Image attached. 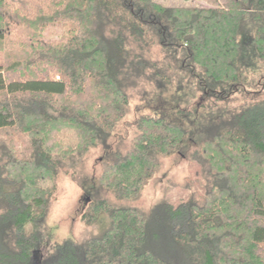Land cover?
<instances>
[{"label": "trees", "instance_id": "16d2710c", "mask_svg": "<svg viewBox=\"0 0 264 264\" xmlns=\"http://www.w3.org/2000/svg\"><path fill=\"white\" fill-rule=\"evenodd\" d=\"M203 1L0 0V264H264V0ZM158 78L182 95L158 98L86 191L101 234L35 263L60 175L80 183L128 114L125 86ZM176 155L199 166L198 198L124 205Z\"/></svg>", "mask_w": 264, "mask_h": 264}, {"label": "rangeland", "instance_id": "374dc122", "mask_svg": "<svg viewBox=\"0 0 264 264\" xmlns=\"http://www.w3.org/2000/svg\"><path fill=\"white\" fill-rule=\"evenodd\" d=\"M167 7H207V3L203 0H154ZM172 74L174 81L176 74ZM126 85V84H125ZM142 80H130L125 86L126 90L132 94L130 107L127 116L119 124L116 130V136L111 144L104 148H98L90 152L84 163V175L80 178V183L71 180L69 177L61 174L59 177V190L57 200L53 203L50 213L45 221V241L46 246L42 247L36 255L35 263L42 260L43 256L50 254L54 248L67 240H72L75 243H85L88 239L97 237L101 234L102 226H87L82 221V210H85L86 205L90 203V197L86 191H93L98 185L97 178L103 171L102 160L108 151L113 158L118 151L126 152L133 140L135 134V122L141 116H154V110L158 103V98L165 97L169 100H175L177 96H181V92L173 89L172 85L165 88V84L158 78L156 82H149L147 89L143 88ZM165 94H162L163 89ZM145 89V90H143ZM190 95L186 92L184 95ZM191 96V95H190ZM199 101V100H198ZM197 101V102H198ZM200 128H203L201 125ZM109 148V149H108ZM194 145L190 153L193 152ZM105 158V157H104ZM200 169L197 164L191 160L176 155L163 160V166L159 173L150 181L145 189L141 200L138 202H124L128 207H144L151 209L154 207L166 194L175 195L177 192H187L195 198L202 193L201 188L195 186L196 182L201 180ZM96 179V180H94ZM82 183V184H81ZM185 189V190H184ZM189 190V191H187ZM198 194V195H197ZM187 198L182 201H186ZM30 227H26L28 232Z\"/></svg>", "mask_w": 264, "mask_h": 264}]
</instances>
